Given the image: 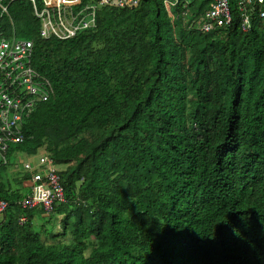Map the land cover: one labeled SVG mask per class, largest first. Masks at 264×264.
<instances>
[{"label": "trees", "instance_id": "obj_1", "mask_svg": "<svg viewBox=\"0 0 264 264\" xmlns=\"http://www.w3.org/2000/svg\"><path fill=\"white\" fill-rule=\"evenodd\" d=\"M186 2L101 7L65 40L10 10L51 88L16 149L59 166L66 201L23 209L32 172L0 165V264H264V5L206 32L211 3Z\"/></svg>", "mask_w": 264, "mask_h": 264}, {"label": "built area", "instance_id": "obj_2", "mask_svg": "<svg viewBox=\"0 0 264 264\" xmlns=\"http://www.w3.org/2000/svg\"><path fill=\"white\" fill-rule=\"evenodd\" d=\"M20 1H26L31 6L39 20V32L43 38L62 40L93 28L101 7L132 8L140 3V0H41L42 6L39 7L37 0H0V165L9 163L13 145L23 143L25 122L36 106L51 97L49 81L33 67L34 41L7 35L3 28L2 21L8 17L11 31L16 35L10 10L11 4ZM164 2L170 8L179 0ZM256 4L262 6L264 0H238L242 28L246 31L252 29L251 11L256 9ZM259 12L263 18L264 8H260ZM232 19L230 0H212L211 6L193 18L192 23L209 32L230 24ZM21 160L24 161L23 158ZM24 167L32 172V177L31 191L22 199V208H43L49 215L54 211L56 202L66 201L61 169L47 161L45 156L38 157L37 162L25 161ZM8 207L9 202L0 198V214H4ZM20 221L25 223L27 218L22 216Z\"/></svg>", "mask_w": 264, "mask_h": 264}, {"label": "rangeland", "instance_id": "obj_3", "mask_svg": "<svg viewBox=\"0 0 264 264\" xmlns=\"http://www.w3.org/2000/svg\"><path fill=\"white\" fill-rule=\"evenodd\" d=\"M186 1H187L188 4L192 3L194 5L193 6L194 9H200L202 7H208L209 4L212 2V0H199V1L186 0ZM37 2H38L39 7H41L42 6L41 0H37ZM23 3H25L24 7L13 6L11 8V11L14 12V13H17L18 11L21 10L20 13H22V14L27 13V11L29 13H32V9L29 6L28 2H23ZM28 6L30 7V9L28 8ZM231 7H234L233 4H231ZM75 9L77 11V7H75ZM10 35L13 36V37L15 36V37H19V38H26L24 35H22L20 33L19 30L16 32V35L14 34L13 31L10 30ZM12 150H10V154H9L12 164H10V166H7V169L3 170L4 172H8V173L11 174L12 172H15L16 170H20V169L23 170L25 161L37 162V159H38L37 157H29L26 152H24L22 150H17L16 149V145H13V149ZM19 155L24 156V161L19 159V157H22V156H19ZM2 218H3V214H0V220Z\"/></svg>", "mask_w": 264, "mask_h": 264}, {"label": "crops", "instance_id": "obj_4", "mask_svg": "<svg viewBox=\"0 0 264 264\" xmlns=\"http://www.w3.org/2000/svg\"><path fill=\"white\" fill-rule=\"evenodd\" d=\"M21 158H22V157H20V160H21ZM26 185H28V187H30V185H31V182H30V181H29V182H27V183H26ZM45 214H46V213H45ZM46 215H47V214H46ZM3 217H4V214H3ZM2 219H3V218H2ZM2 219L0 220V222L2 221Z\"/></svg>", "mask_w": 264, "mask_h": 264}]
</instances>
